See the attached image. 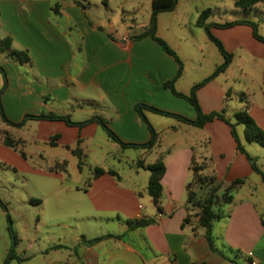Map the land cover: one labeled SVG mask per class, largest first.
I'll list each match as a JSON object with an SVG mask.
<instances>
[{
    "label": "crops",
    "instance_id": "crops-1",
    "mask_svg": "<svg viewBox=\"0 0 264 264\" xmlns=\"http://www.w3.org/2000/svg\"><path fill=\"white\" fill-rule=\"evenodd\" d=\"M221 1L224 0H178L173 11L157 17V36L183 64L182 75L174 84L183 95L212 75L220 63L211 40L196 24L200 13L212 10L208 24L251 21L247 13L244 18L236 16L234 11L231 17L225 15L227 10L221 11L218 6ZM231 1L234 5L235 0ZM152 2L0 0V43L5 38L12 40L9 50H0V89L6 81L0 107L8 115L22 114L20 118H12L13 123L22 121L24 115L34 117L28 118L22 127L11 128L20 132L27 127L34 129L35 136L30 138L20 133L15 141L23 145L31 142L34 146L31 155L38 159L37 163L29 164L27 157L22 158L1 140L0 159L4 163L17 167L23 174L65 180L70 176L69 163L77 172L83 171L75 151L82 157L85 155L84 149L104 130L100 119L123 143L131 145L149 143L152 130L158 134L176 130L163 128V119L150 110H144L142 116L137 111L140 105L191 121L197 119L195 107L165 86L178 74L177 59L150 36L137 38L149 29ZM221 14L224 20L217 19ZM211 32L233 55V60L221 73L223 81L218 75L197 90L202 113L224 112L232 120L236 113L247 111L264 130V43L254 38L247 24L229 28L214 26ZM193 48L194 54L189 52ZM13 50L26 52L29 62L21 64L11 58ZM215 55L216 62L211 67ZM204 62L208 72L199 80L189 79L186 66L200 68ZM256 62L262 63L258 85L250 70H241L238 77L234 76L235 66L250 67ZM199 68L194 72L200 74ZM239 81L250 84L238 88ZM48 114L66 117L69 123L38 118ZM184 124L183 138L169 143L166 150L150 149L148 153L156 156L149 161L141 160L149 165L163 158L165 163L163 194L158 204L148 194L150 172L145 169H142L144 173H135L141 181L129 177L126 182L119 173L118 178L108 174L94 178L92 172L84 185L66 191L79 194L71 205L77 211L76 223L60 224L72 230V235L49 232L43 238L35 237L38 248L36 241L35 246L32 242L29 245L34 253L30 256L24 251L17 257L22 262L34 258L35 264H264V212L254 202L253 188L252 193L240 196L243 186L250 181L254 187L264 188V147L258 149L259 155L250 154L249 149L255 145L247 141L243 130V141L240 140L263 173L259 174L247 157L237 151L231 127L224 121L214 120L203 128ZM203 145H207L205 149ZM44 147L58 152L46 157L42 152ZM44 160L57 164L61 170L44 169L40 165ZM192 162L203 166L202 173L223 182L224 187L239 179L245 181L231 192L232 202L219 207L221 218L213 223L215 245L220 253L211 250L199 217H193L187 202L193 179ZM140 219L155 222L130 230L128 223ZM38 223L46 227L41 220ZM216 228L225 249L216 244L220 239L215 235ZM64 251L67 258L63 260L59 256ZM236 251L247 252V260H240Z\"/></svg>",
    "mask_w": 264,
    "mask_h": 264
},
{
    "label": "rangeland",
    "instance_id": "rangeland-1",
    "mask_svg": "<svg viewBox=\"0 0 264 264\" xmlns=\"http://www.w3.org/2000/svg\"><path fill=\"white\" fill-rule=\"evenodd\" d=\"M231 2V0H224L219 2L218 6L221 11L227 10V14L225 15L229 17L232 16V11H234V14L236 16L239 15L242 18H244L245 13H247V19H251L250 22H253L257 25L258 34L264 38V3H260L256 7L248 11H242L237 10ZM212 8L214 9L215 7ZM221 15H218L217 19L224 20V14L222 16ZM212 43L210 45L211 47H213V53H216L217 57H219L218 63H220L217 66L218 68L224 63V57L220 53L217 46ZM189 52H193L194 54V48L191 51L189 50ZM216 55L215 57L212 56L211 67L214 66V63L216 62ZM0 60H2V55H0ZM186 67L187 77L189 79L197 78V80H199L200 78H202V76L206 74V72H208L207 64L205 62L200 68L197 67L199 68V71H201L200 74L194 72V69L197 68H193V66ZM241 70H245L246 72L250 70L252 76H254L255 84L258 85V81L256 80H260L262 77L261 62H256L250 67L235 66L233 71L234 76L238 77ZM223 77L224 76L222 74H219V78L222 81L224 80ZM206 79H203V81ZM248 84H250V82L239 81L236 82V87L245 88ZM5 85L6 81L0 89V95L1 92H3V90L5 89ZM21 115L22 114L18 113H12L11 115H8L7 113H2V109L0 107V141H5V139L7 138V134L12 135V137L8 136V138H11L13 140H18L17 138L20 133H23L24 136L30 138L35 136L34 129H31L30 127L29 129L28 127L24 128V131L22 132L11 128V126L13 125L22 127L24 126L26 121H29L27 120L28 118H34L29 115H24L22 121H19V123L12 122V118H20ZM155 115L156 117H160L161 119H163V128H176L175 131L171 129L172 132H167L166 130L162 134L157 133V144L152 149L159 150L161 148L163 151L164 149H167L169 143L178 141L179 139L184 137V125H186L184 123L186 122H180L174 117L158 113H156ZM231 122H236L235 116L232 118ZM243 130H245V128L242 124H238L236 126V132L241 140L243 139ZM254 145L255 150L249 149V153L259 155L260 153L258 149L262 148L256 143H254ZM206 146L203 145V149H205ZM11 148L15 150L22 158L27 157L29 160V164H34L38 162V159L33 157L34 155H31L32 150H34V146L31 144V142H28L26 145L20 143ZM175 149L176 148H174L173 150ZM84 150L85 155L82 157L84 164L83 171L81 173L77 172L74 169L73 165L69 163L67 169L70 176L66 177L65 180H61L57 177L47 176L43 174H23L19 172L17 167L6 164L4 163V161H2V159H0V264H35L36 259L34 258H30L29 260L24 262H19L16 259H12L10 261V257L12 253H14L15 256H18L24 251H26V253L31 256V254H33L35 250L29 249L30 243L32 242L35 246V237L43 238L47 236V233L49 232L60 236L72 235V230L65 229L60 224L65 223L68 225H74L76 223L75 217L77 211L73 209L71 205L75 201V198L79 196V194H77L76 192H71L70 194H67L66 191L69 188L75 187L77 185H84V183L91 178V173L94 171L95 168H109L115 170L121 175V180H123V182H126L129 177L133 179H139L141 181L142 178H136L135 173L136 171H141V173H144V171L142 170L143 168H138L137 161H141L142 159L149 161L152 160L154 156H156L155 153H148L150 149L123 148L121 145L111 140L105 130H101L92 145H90L89 147H87V149ZM42 152L43 155L51 158L50 156L58 152V150H53L50 147H44ZM40 165L44 166V169L48 168L51 171L61 170V168L57 164L51 163L50 161L47 162L44 160ZM260 165L261 163L259 164V166ZM204 174L207 173L204 172ZM255 179L256 178L254 177L252 179V182ZM252 188L254 189V193L256 196V198H254V202L258 206H260L262 212H264V188L261 189L258 186L254 187V185H252L250 181L243 186V190H241L240 196H244L246 194L248 195L250 194V192L252 193ZM235 192L232 193L233 196L236 194ZM219 196L221 197L222 194H219ZM40 202L42 204H39ZM197 213L198 210L193 211V217L196 216ZM39 220L45 223L44 225H46V227L38 223ZM55 222L58 225H50ZM215 235L220 237V239L216 241L217 246L220 249H225L223 248V240L221 239V235L217 228L215 229ZM38 244L39 241H36V248H38ZM236 253L241 256L240 260L244 262L247 260V252L236 251ZM60 255V259L64 260L65 258H67V254L65 251Z\"/></svg>",
    "mask_w": 264,
    "mask_h": 264
},
{
    "label": "trees",
    "instance_id": "trees-1",
    "mask_svg": "<svg viewBox=\"0 0 264 264\" xmlns=\"http://www.w3.org/2000/svg\"><path fill=\"white\" fill-rule=\"evenodd\" d=\"M177 3H178V0H153L149 29L144 34H142L141 36L137 38H143V37L150 36L152 39H154L159 44H161L169 54L173 55L177 59L180 65L178 74L173 81L167 82L165 86L169 88L174 93L175 96L184 98L188 102H190V104L193 105L195 109L197 110L198 117L195 121H191L181 116H178L172 113H167L159 109H156L154 107H149L145 105L138 106L137 111L143 116L144 110H150L158 114L178 118L179 120L192 124L198 128H203L207 123L212 122L214 120L224 121L226 124H228L231 127V132L236 142L237 151L244 154L247 157V159L251 163L252 168L255 172L259 174H263L260 171V169L256 166L254 159L246 153L244 145L242 144L236 132V126L238 124H242L245 128V137L247 141L251 143H256L260 145L261 147H264V130H262L258 126V124L255 122V120L250 116V114L247 111H241V112L236 113L235 123H232L230 119L226 118L224 112H214L208 115L203 114L200 109L197 98H196V92L206 83L216 78L219 74L225 72L233 60V55L228 53L224 49L222 43L212 34L211 32L212 27L216 26L219 28H229L235 25L247 24L252 27L253 35L258 41L264 43V38L258 34L257 25L253 22L234 21V22L225 23L222 25L221 24H218V25L208 24L207 20L211 16L212 10L206 9L202 11L198 17L196 24L198 27L202 28L206 32L208 38L217 46L220 53L224 57V63L221 66H219L209 78L195 85L191 89V92L188 96L183 95L177 92L174 86L176 80L179 79L182 75L183 64L180 61V59L176 56V54L169 48V46L157 36V17L158 15L161 13L173 11L176 8ZM260 3H264V0H235L234 6L236 9L248 11L256 7ZM78 4L80 3L78 2ZM11 44H12V40L10 38H5L0 43V50L1 51L9 50L11 47ZM10 55L13 59H15L21 64L29 62V57L26 52L13 50L10 52ZM0 69L2 70L1 66H0ZM263 80H264V74H263ZM38 118H41V119L43 118V119H48V120H62V121H66L69 123L66 117H59L53 114L43 115ZM99 123L102 126V128L106 131L109 138L113 140L114 142L120 144L123 148L152 149L157 144V133L154 130H152L153 136L149 143L143 144V145H131V144L123 143L119 139V137L108 127L107 123L104 120L100 119ZM5 144L9 147H14L15 145L19 144V142L11 138H6ZM75 154L80 157L79 168L80 170H82L84 164H83L81 153L78 151H75ZM137 166L138 168H143L150 172V180L148 184V194L150 197L153 198L155 203L158 204L163 194L162 179L166 172V166L163 161V158H159L155 163L149 164V165H145L143 161H138ZM63 170L65 169L63 168ZM203 171H204L203 166H198L192 162L193 179H192V183L188 187V201L187 202L193 211L198 210L197 216L199 217V224L205 230V237L208 240L211 250L213 252L220 253V251L217 249L215 245V238L212 232L213 223L215 221L220 220L221 218L219 207L225 204H230L232 202L231 192L237 187L243 185L245 181L243 179H239L231 183L228 187H224L225 185L223 182L218 181L213 176L204 175L202 173ZM104 174H108L110 176L118 178L117 172L111 169L106 171L102 168H95L93 171L94 178L100 177ZM219 194H222V196L220 197ZM154 222L155 221L152 219H140L137 221H130L128 224H129V229L133 230V229L147 227L149 225L154 224ZM185 222L187 223L188 219H186ZM10 259H16L19 262L22 261V259L15 256L14 253H12Z\"/></svg>",
    "mask_w": 264,
    "mask_h": 264
},
{
    "label": "built area",
    "instance_id": "built-area-1",
    "mask_svg": "<svg viewBox=\"0 0 264 264\" xmlns=\"http://www.w3.org/2000/svg\"><path fill=\"white\" fill-rule=\"evenodd\" d=\"M251 255V254H250ZM251 264H255V263H251Z\"/></svg>",
    "mask_w": 264,
    "mask_h": 264
}]
</instances>
